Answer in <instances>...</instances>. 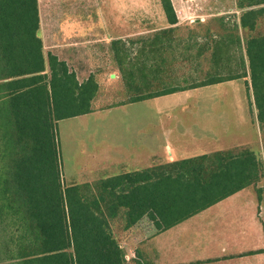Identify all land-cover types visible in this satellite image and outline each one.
Listing matches in <instances>:
<instances>
[{"label": "trees", "instance_id": "obj_1", "mask_svg": "<svg viewBox=\"0 0 264 264\" xmlns=\"http://www.w3.org/2000/svg\"><path fill=\"white\" fill-rule=\"evenodd\" d=\"M158 1L165 27L109 42L126 89L110 106L245 79L264 132V35L243 53L238 34L264 18V0H235L238 23L202 42L175 37L171 0ZM39 29L38 0H0V264H142L126 259L115 221L166 230L259 181L261 160L234 147L64 185L57 123L93 112L98 83L46 54Z\"/></svg>", "mask_w": 264, "mask_h": 264}, {"label": "rangeland", "instance_id": "obj_2", "mask_svg": "<svg viewBox=\"0 0 264 264\" xmlns=\"http://www.w3.org/2000/svg\"><path fill=\"white\" fill-rule=\"evenodd\" d=\"M171 3L178 21V29L174 34L181 39L193 35L202 42L201 35L220 33L223 31V25L233 27L238 23L241 14L235 0H171ZM38 8L39 35L46 54L54 52L61 59L68 60L70 51L68 47L63 46L71 39L66 40L65 37L67 22L82 18L84 25L87 26L88 32L84 35L88 39L86 48L88 50L83 60L88 70L98 73L95 76L99 81V98L94 105L96 111L126 100V89L121 78L114 82L107 80L108 74L112 72L119 74L112 60L109 42L120 37L136 38L166 26L158 0H38ZM238 34L244 53L248 37L264 35V18L258 20L255 29L239 28ZM76 54L80 56L81 52ZM247 81L249 83V78ZM174 100L159 101L170 103ZM175 101L198 104L202 109L200 112L202 116H206L210 121V129L219 133L220 138L217 142L203 143L209 147L206 151L248 147L263 164V173L257 183L231 196L229 200L231 203L217 205L203 214L214 213V217L218 218L245 216L246 212L250 211L252 215L258 217L256 224L262 226L264 132L256 119L257 111L246 80L238 79L199 87L177 95ZM148 107L138 103L126 109H114L111 113L98 112L58 121L57 139L63 184L94 182L106 175V172L116 171L113 161L122 162L132 155L131 146L141 144L136 142L138 136L134 135L136 131L134 127L138 126H134V121L146 119L148 121L150 116L154 117V112ZM121 228L122 222L115 221L113 231L119 241L123 242L130 231L125 233ZM260 232L264 240L262 228ZM136 236L139 237V234ZM131 237L137 238L134 235ZM217 248L221 249V245L219 244ZM139 258L142 264H149L141 256ZM252 261L248 259L245 262L250 264ZM252 264H264V258L260 263Z\"/></svg>", "mask_w": 264, "mask_h": 264}, {"label": "crops", "instance_id": "obj_3", "mask_svg": "<svg viewBox=\"0 0 264 264\" xmlns=\"http://www.w3.org/2000/svg\"><path fill=\"white\" fill-rule=\"evenodd\" d=\"M67 23L65 37L66 40L71 39L66 41L63 46L68 47L70 58L68 60L61 59L54 52L50 53L56 55L59 60L65 61L79 83L90 76L95 78L98 83L97 95L93 102L95 105L99 98V81L95 77L98 73L88 70L84 66L83 60L88 50L86 49L88 48V39L84 35L88 32V28L84 25L82 18ZM58 46L56 45V47ZM77 52H81V55L78 56ZM119 77V74L112 72L108 74L107 80L114 82ZM190 90L195 89L139 102L109 106L97 111L94 109L93 112L88 113V115L98 112L111 113L114 109H126L136 106L138 103H142L146 107L148 105V108L154 112V117L150 116L148 121L147 119L145 121L140 120V122L133 120L134 126H138V128L134 127L136 130L134 135L135 137L138 136L136 142H141V144H135L136 147L131 146L132 155L126 157L122 162L113 161L117 172H106V175L101 178L148 168L154 163L180 160L217 151V149L206 151L209 147L203 145V143L217 142L220 135L210 129V121L200 113L201 107L194 103L175 101L177 95H182ZM161 99L165 101L168 99L175 100L169 103L160 102ZM106 166L108 167V164ZM247 188L231 196H235ZM231 196L166 230L161 231L156 223L145 218L142 219L126 230L130 232L123 242L119 241L126 253V259L140 260L139 256H141L149 264H248L245 262L248 259L253 260L250 264L260 263L264 258V252L260 251L264 248V240L260 234L262 226L256 224L257 216L252 215L250 211L246 212L245 216L218 218L214 217V213L203 214L217 207V205L231 203L229 201ZM136 234H139V237ZM133 235L137 238L131 237ZM219 244L221 249L217 248Z\"/></svg>", "mask_w": 264, "mask_h": 264}]
</instances>
